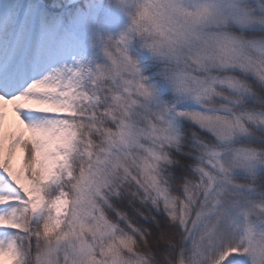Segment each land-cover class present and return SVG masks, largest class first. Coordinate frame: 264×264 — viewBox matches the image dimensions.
I'll return each instance as SVG.
<instances>
[{"label": "snow or ice", "instance_id": "1", "mask_svg": "<svg viewBox=\"0 0 264 264\" xmlns=\"http://www.w3.org/2000/svg\"><path fill=\"white\" fill-rule=\"evenodd\" d=\"M0 264H264V0H0Z\"/></svg>", "mask_w": 264, "mask_h": 264}]
</instances>
